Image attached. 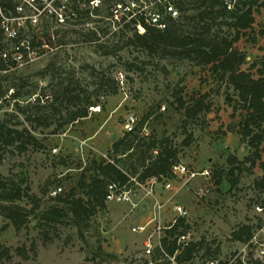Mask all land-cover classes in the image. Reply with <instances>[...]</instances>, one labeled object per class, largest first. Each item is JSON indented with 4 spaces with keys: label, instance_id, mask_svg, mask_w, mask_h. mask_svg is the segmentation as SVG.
<instances>
[{
    "label": "rangeland",
    "instance_id": "1",
    "mask_svg": "<svg viewBox=\"0 0 264 264\" xmlns=\"http://www.w3.org/2000/svg\"><path fill=\"white\" fill-rule=\"evenodd\" d=\"M255 20L254 31L235 45L246 58L242 70H249L254 64L256 68L252 73L256 76L258 69L264 70V36L261 35L264 7L255 11ZM52 26L51 21L46 20L33 27L30 25L25 31L29 39L43 38L48 49L35 50L32 61L0 74V120L10 128H26L38 142L23 151L15 146L1 151L0 175L21 184V188L29 187L39 199L40 209L45 210L54 205L50 190L61 187V194L67 195L77 190L79 177L90 160L109 161L112 145L126 134V118L135 114L139 126L147 128V134L139 131V139L170 138L179 146L180 165L193 172L209 170L210 177H197L187 182V176H175L171 191H166L162 184L144 188L131 184L135 196L132 205L106 203L81 233L66 218L57 227V235L50 232V243L42 242L35 218L27 229L17 232L0 216V247L9 248L12 256L11 262L0 261V264H145L148 261L167 264L168 260L154 252L163 228L175 218L172 211L175 204L188 211L185 222L191 241L202 240L204 247L216 250L218 262L260 261L259 248L264 246V212L258 213L256 207L264 201V191L257 190L254 181L262 172L259 168L241 174L236 172L239 179L236 187H231L226 180L217 184L213 175L214 171L230 168L229 156L243 160L248 154L247 145L236 133L239 112L234 114L229 104V99L236 98L233 90L212 74L210 66H197L187 60L160 59L131 45L125 46L131 31L108 37L102 33L105 26H100L98 37L93 38V35H86L88 32L77 30L81 27H68L63 33L54 32L53 39ZM220 29L232 37V30ZM103 45L118 49L107 56L99 49ZM68 82L85 89L96 102L94 106H100L101 111L57 129L62 119L52 115L53 106L58 104L52 102L54 91ZM101 83L105 85L100 86ZM15 92L19 93L17 98L12 97ZM201 95H205L204 103L209 110L195 119H187L178 100L188 105L191 98L198 99ZM30 105L41 107V114L54 117V124L44 128L27 121ZM65 114L62 109V117ZM187 134H191L192 139L189 146H183ZM91 137H95L97 143L92 144L88 140ZM116 158L119 160L117 166L126 177L137 179L130 169L132 162L122 155ZM138 170L141 172L140 168ZM197 190H205L202 199L195 196ZM81 195L79 192L78 196ZM19 204L27 208L32 206L25 199ZM156 205L161 206L159 211ZM242 225L252 226L253 240L248 244L232 238L233 231ZM138 227L145 230L132 231ZM158 228L163 230L158 232ZM32 241L36 244L37 256L24 261L15 250L29 248ZM146 245L151 246V255H147ZM204 252L205 248L201 249L185 264H209L211 260Z\"/></svg>",
    "mask_w": 264,
    "mask_h": 264
},
{
    "label": "trees",
    "instance_id": "2",
    "mask_svg": "<svg viewBox=\"0 0 264 264\" xmlns=\"http://www.w3.org/2000/svg\"><path fill=\"white\" fill-rule=\"evenodd\" d=\"M114 1L104 0V3ZM259 1L237 0L235 9L227 11L223 0H173V4L180 13L176 20H170L163 31L148 27L143 35L132 32L124 45H131L149 56H156L160 59L187 60L197 66H210L212 74L218 76L221 81H225L236 95L235 100L229 99V104L234 114L239 112L240 120L236 133L247 145L248 154L243 160L229 156L227 163L230 168L214 171L213 175L217 178V184L220 185L226 180L231 187H236L239 183L236 172L241 174L243 171L259 168L262 175L254 181V186L263 192L264 70L258 69L256 76L252 73V69L256 68L254 64L249 70H242L246 58L235 45L242 37H248L254 31L255 11L264 7V0L261 3ZM2 5L11 7L10 4L4 2ZM221 27L232 30V37L223 34ZM261 35L264 36V32H261ZM92 37L95 38V35ZM3 48L4 39L0 31V51ZM99 49L104 50V55L108 56L114 54L118 47L109 49L103 45L99 46ZM4 68V64L0 62V70ZM102 85L105 84L101 83L100 86ZM18 96L19 93L15 92L12 97L17 98ZM91 97L78 84L71 82L66 85L60 84V87L54 91L52 101L55 104L58 103L57 106H53L52 115H58L59 119H62L57 129L68 123L87 118L88 108L96 105ZM204 98L205 95L199 96L198 99L191 98L188 105L181 99L178 100L179 107L185 110L184 115L187 119H195L204 111L209 110L204 103ZM29 108L31 112L27 116V121L31 124L44 128H49L54 124V117L50 118L41 114L39 110L41 107L30 105L27 109ZM70 108L72 110H69ZM62 109L66 112L64 117H62ZM19 110L27 113L25 109L19 108ZM139 125L138 122L134 133H126L123 138L112 145L108 152L109 161L103 158L90 160V164L79 177L77 190H71L67 195L60 194L52 198L54 205L45 210L40 209L39 199L31 193L29 187L21 188V184L0 175V216L8 220L17 232L27 229L31 219L35 218L42 242L50 243L52 241L50 232L53 231L57 235V227L61 226L66 218L69 219L70 225L81 233V229L91 217L106 207L107 185L112 182L126 183L128 178L117 166L119 160L116 157L122 155L132 162L130 166L132 175H137V181L141 184L153 177L172 179V168L180 161L179 146H175L168 137L150 138L145 141L139 139L137 134L143 127ZM191 139L192 135L187 134L182 145L189 146ZM37 143V139L26 128L21 130L10 128L7 123L0 120V154L10 146L23 151L27 146ZM246 166L248 168H245ZM79 192L82 193L81 196H78ZM24 199L32 205L31 208L19 204ZM260 207L264 208V201ZM188 232L189 226L184 219H178L175 224L168 225L163 230L159 246L155 248L154 253L165 260L169 257L174 258L175 264H185L191 262L195 255L205 248L206 257H209L211 261L217 260L218 252L204 247L202 240L200 242L191 241L186 246L179 244V237ZM232 238L244 244L250 243L253 239L252 226H239L233 231ZM15 252L22 260L28 261L37 256V247L32 241L29 248H17ZM156 255L152 259H155ZM11 260L9 248L0 247V261L11 262ZM167 264H170L169 260ZM218 264L222 263L218 262ZM236 264H242V262L238 261ZM246 264L264 263L257 259H248Z\"/></svg>",
    "mask_w": 264,
    "mask_h": 264
},
{
    "label": "built area",
    "instance_id": "3",
    "mask_svg": "<svg viewBox=\"0 0 264 264\" xmlns=\"http://www.w3.org/2000/svg\"><path fill=\"white\" fill-rule=\"evenodd\" d=\"M3 2L10 4L11 7H3ZM223 4L227 11H233L237 5V0H223ZM179 15L173 0H115L108 4H105L104 0H0V31L4 39V48L0 51V62L5 66L3 70H0V73L13 71L15 68L32 61L35 50L48 49L47 41L45 42L43 38L38 37L35 40H30L25 32L30 25L33 27L34 24H42L43 20L51 21L53 24L51 29L53 39L54 32L63 33L68 27H81L77 30L88 32L86 35L98 37L99 27L105 26L102 33L108 37H113L127 31L143 35L148 27L163 31L167 28L170 20H176ZM88 110L90 114L99 113L101 108L100 106H92ZM164 110L165 108L162 107L161 111ZM138 122L135 114H130L124 124L126 133H134ZM140 133L147 134L146 126L140 129ZM172 176V179L153 177L144 184L127 176L128 180L124 184L112 182L107 185L105 202L132 205L135 196H133L131 184L139 188L162 184L166 191H171L175 176H187V182H190L197 177L207 179L210 177V172L209 170L193 172L185 166L177 164L172 168ZM148 192L152 194L150 190ZM61 193L62 188L55 187L50 190L49 196L55 198ZM205 194V190H197L195 196L197 199H202ZM156 207L158 211L161 209L160 205H156ZM172 208L175 218L171 224H175L178 219H187L188 211L185 207L175 204ZM256 211L263 213L264 208L257 206ZM144 230L143 227L132 229L133 232ZM162 230L158 228V232ZM178 242L186 246L191 242V234L188 232L181 235ZM146 246L147 255H151V246ZM258 259L264 263V246L259 248ZM168 260L170 264H175L174 258L169 257ZM148 264L153 263L148 261ZM209 264H218V260L210 261Z\"/></svg>",
    "mask_w": 264,
    "mask_h": 264
},
{
    "label": "crops",
    "instance_id": "4",
    "mask_svg": "<svg viewBox=\"0 0 264 264\" xmlns=\"http://www.w3.org/2000/svg\"><path fill=\"white\" fill-rule=\"evenodd\" d=\"M89 141L92 142V144L97 143L98 140L95 139V137L88 138ZM113 144V143H112ZM111 144V145H112Z\"/></svg>",
    "mask_w": 264,
    "mask_h": 264
}]
</instances>
